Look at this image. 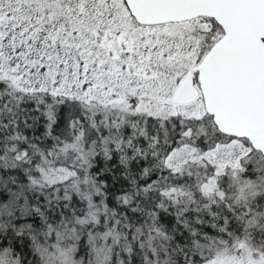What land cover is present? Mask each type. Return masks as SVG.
<instances>
[{
	"label": "snow or ice",
	"instance_id": "6c2138e0",
	"mask_svg": "<svg viewBox=\"0 0 264 264\" xmlns=\"http://www.w3.org/2000/svg\"><path fill=\"white\" fill-rule=\"evenodd\" d=\"M0 264H264V0H0Z\"/></svg>",
	"mask_w": 264,
	"mask_h": 264
}]
</instances>
